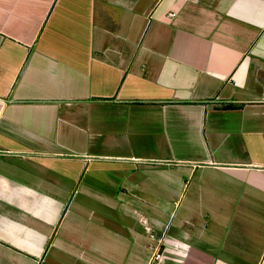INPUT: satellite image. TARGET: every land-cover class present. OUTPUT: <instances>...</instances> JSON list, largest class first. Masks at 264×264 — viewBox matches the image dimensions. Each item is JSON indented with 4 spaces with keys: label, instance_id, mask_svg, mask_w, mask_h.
Returning a JSON list of instances; mask_svg holds the SVG:
<instances>
[{
    "label": "crops",
    "instance_id": "0c3cea01",
    "mask_svg": "<svg viewBox=\"0 0 264 264\" xmlns=\"http://www.w3.org/2000/svg\"><path fill=\"white\" fill-rule=\"evenodd\" d=\"M0 264H264V0H0Z\"/></svg>",
    "mask_w": 264,
    "mask_h": 264
},
{
    "label": "built area",
    "instance_id": "2783aa9c",
    "mask_svg": "<svg viewBox=\"0 0 264 264\" xmlns=\"http://www.w3.org/2000/svg\"><path fill=\"white\" fill-rule=\"evenodd\" d=\"M160 259H161V253H159V252L154 253L153 260L159 261Z\"/></svg>",
    "mask_w": 264,
    "mask_h": 264
}]
</instances>
